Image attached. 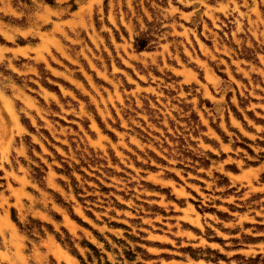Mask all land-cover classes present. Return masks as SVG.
<instances>
[{
  "label": "rangeland",
  "instance_id": "374dc122",
  "mask_svg": "<svg viewBox=\"0 0 264 264\" xmlns=\"http://www.w3.org/2000/svg\"><path fill=\"white\" fill-rule=\"evenodd\" d=\"M0 264H264V0H0Z\"/></svg>",
  "mask_w": 264,
  "mask_h": 264
},
{
  "label": "trees",
  "instance_id": "16d2710c",
  "mask_svg": "<svg viewBox=\"0 0 264 264\" xmlns=\"http://www.w3.org/2000/svg\"><path fill=\"white\" fill-rule=\"evenodd\" d=\"M137 42H136V48L138 49H144L145 47H147V39L144 38H136Z\"/></svg>",
  "mask_w": 264,
  "mask_h": 264
}]
</instances>
